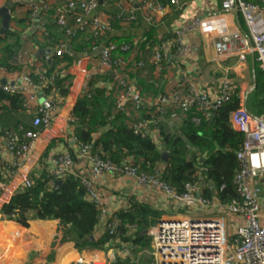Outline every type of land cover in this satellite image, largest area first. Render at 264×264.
Masks as SVG:
<instances>
[{"label":"built area","instance_id":"obj_1","mask_svg":"<svg viewBox=\"0 0 264 264\" xmlns=\"http://www.w3.org/2000/svg\"><path fill=\"white\" fill-rule=\"evenodd\" d=\"M54 1L42 0L25 3L19 0L14 9H9V14L10 17L12 14L16 16L18 11L23 10L24 12L30 11L32 19L38 18V15L49 9ZM64 1L67 4L56 9V23L66 28L67 36L73 38L88 30L98 38L108 30V23L97 12L100 5L98 0ZM139 1L142 10L162 13L158 5L155 7L148 0ZM171 3L175 4L176 1L171 0ZM233 10L241 14L247 34L226 33V27L219 19ZM68 14L74 16V22L70 27H66ZM14 16L11 19L15 18ZM209 21H211L209 25H212V28L219 33V41L214 44V49L220 58H234L238 63H243L246 56L253 55L259 69L264 73V9L260 4L244 0H220V12ZM206 25L208 22L194 19L174 33V46L178 58L187 50L182 37L203 29ZM1 46L0 43V49ZM67 49L64 45H59L52 50L51 55L45 56L44 59L51 61L53 55L61 57ZM131 51L130 44L108 43L102 46L95 63L96 71L101 73L120 71L124 63L119 54ZM16 54H18L17 61L21 63L22 53ZM160 61L161 55L156 53L154 63L159 72L162 70ZM26 66L23 64L22 68ZM36 72L38 82L34 83L28 70L14 73L10 69L0 68V91L9 95H19L22 98V112L33 116L32 127L38 129L37 132H23L21 138L13 131L5 134L6 150L15 163L9 176L18 179L19 188L22 189L31 187L29 175L33 170V165L29 156L38 137L37 133L49 129L56 110L54 103H49L48 110L43 109L41 104L36 106L38 95H43L41 91L47 88L52 80V76L50 79L46 77V68L41 65L36 66ZM92 75H88V81ZM114 80L121 91L116 96L113 112L126 113L122 104L126 99L130 101L132 110L140 109L143 101L138 94L133 93L132 86L125 78L119 74ZM231 93L227 81L222 82L219 96L214 100L197 91L194 86L187 85L185 92L171 88L163 95L157 96L150 107L153 108L152 114L158 115L160 121L170 128L178 119L177 110L186 113L191 109H196L198 113L207 115L209 110L219 108L228 102ZM232 120L237 132L243 136L241 148L235 153L239 167L233 176V185L240 199L238 201L230 200L222 204L217 199H207L201 196L197 186L192 184L185 185L183 192L177 194L162 182L160 171L152 176L140 174L127 160L121 166H117L91 154L90 147L82 144L77 145L74 158L70 153L52 157L47 174L56 181L67 176L77 179L88 201L97 210L98 224L101 225L102 231L98 228L96 230L102 233L107 232L109 235L114 233L118 223L115 214L109 212L108 206L97 189V182L105 175H117L134 181L143 191L160 192L188 210L198 208L208 211L205 216L199 218L181 216L161 220L149 229L151 264H264V226L259 222L261 208L259 200L262 195L260 178L264 175V119L252 117L238 108L232 113ZM193 122L198 123V119L194 118ZM149 124L148 121L140 120L130 122L129 126L135 133H142ZM19 130L21 131L22 127ZM77 160L89 163L88 176L79 174ZM18 190L13 183L0 185V207L9 204L11 199L19 193ZM224 217L231 222L229 226L225 223ZM102 233L96 237H100ZM121 247H123L120 249L121 253L128 255V251L124 249L126 246ZM109 262L96 259L85 261L79 258L75 264H109Z\"/></svg>","mask_w":264,"mask_h":264},{"label":"crops","instance_id":"obj_2","mask_svg":"<svg viewBox=\"0 0 264 264\" xmlns=\"http://www.w3.org/2000/svg\"><path fill=\"white\" fill-rule=\"evenodd\" d=\"M10 1L0 0V8L11 9L15 0H12V4ZM148 1L155 7L158 5L162 13L142 10L139 0L99 1L101 4L97 12L108 23V30L97 38L98 45L93 47L91 53H81L80 59L75 57L76 60L66 71L70 79L64 82L68 91L65 97L59 96L57 91H52L48 96L41 95V99L47 103H54L56 110L49 129L37 133L38 137L29 156L33 165L31 174L35 177L48 173L52 157L67 153H73L75 157L77 128L73 123L72 111L79 98L87 92L85 87L89 74H93L90 80L98 88L105 90L106 95L111 96L112 99L116 98L121 91L115 83V76L122 75L132 86L133 93L141 97L146 107L152 106L161 93L171 88L185 92L187 85L194 86L197 91L214 100L219 96L222 82L227 81L231 91L235 92L239 100L238 108L252 117L264 119V73L259 69L254 56L248 55L243 63H238L234 58H220L215 52L214 44L219 41V33L212 28V25H209L211 23L209 20L220 12V0H175V4H172L171 0ZM244 1L260 4L264 9V0ZM25 14L21 10L16 13V16L12 14L11 17L24 18ZM222 17L219 20L224 23L226 33L247 34L244 20L238 11L233 10ZM194 19L208 22V25L182 37L187 50L178 58L174 46V33ZM38 21L37 17L33 18L31 24L26 26H17L15 22L10 21V28L20 33L21 44L18 51L23 56L21 63L18 62V66L11 69L14 73L28 70L30 74H36L37 65L46 68L45 63L51 62L45 61L47 54L44 52L53 49L40 48L44 37L41 36L42 28ZM108 43L130 44L132 51L119 54L124 63L120 71L101 73L96 71L95 63L99 49ZM156 53L161 55L162 70L160 72L154 63ZM23 64L27 66L22 68ZM39 101L38 96L36 106L40 105ZM122 104L127 114H132L133 118L139 116L133 113L128 99L123 100ZM232 113L229 115L227 124L232 131L237 132ZM32 117L31 114L21 111L7 121L19 120L30 124ZM126 124L130 125L129 120ZM163 124L165 125L164 122ZM181 124L182 121L178 116L173 126L167 128L165 125V129L172 131L181 127ZM145 134L150 135L160 145L157 131L152 128L146 129ZM0 143V185L13 183L20 192L22 188H19V180L9 176L15 163L6 150L2 136H0ZM77 170L80 175L88 176L89 163L77 160ZM199 184L202 185L201 189L206 186L203 182ZM260 185L262 195L259 200L261 206L259 222L264 226V175L260 178ZM207 186L213 188L212 184ZM97 189L111 214L128 211L135 205H145L155 211L158 214L155 218L156 222L149 229L161 220L181 216L199 218L208 213L207 210L198 208L188 210L160 192L143 191L134 181L117 175L102 176L97 182ZM198 193L200 194L199 188ZM215 194V192L211 193L209 199H217ZM2 209L3 207H0V264H75L79 258L85 261L94 259L112 261L116 254L133 258L128 247H124L128 251L126 255L121 253L120 249L123 247L118 248L115 253L108 246L102 250H95L84 248L76 242H62V232H57L56 220H30L27 227H22L7 218ZM213 216L217 215L213 214ZM223 219L229 226L231 223L229 219L227 217ZM100 226L98 230L102 231ZM98 230L95 231L94 238L102 233ZM148 231H146L147 236ZM12 242L13 244L10 245L9 243Z\"/></svg>","mask_w":264,"mask_h":264},{"label":"trees","instance_id":"obj_3","mask_svg":"<svg viewBox=\"0 0 264 264\" xmlns=\"http://www.w3.org/2000/svg\"><path fill=\"white\" fill-rule=\"evenodd\" d=\"M25 3L42 0H21ZM77 2L81 0H75ZM100 1V0H98ZM17 3L11 5L14 7ZM67 4L55 1L50 8L38 15L43 36L40 48L55 49L64 45L70 51L81 54L91 53L98 45L97 37L86 30L76 37H69L64 27L56 23V9ZM24 18H12L17 26L31 24L30 11ZM67 25L74 22V16H66ZM25 23V24H24ZM20 33L10 28L0 34V68L15 69L10 64L12 57L20 47ZM76 60L69 51L61 57L53 55L50 64H46V77L51 78L47 88L41 93L45 96L57 91L59 96L68 93L64 82L70 79L66 71ZM34 83L38 82L36 74H30ZM83 94L73 107L72 118L76 125L75 142L90 147V153L102 160L121 166L127 160L138 173L152 176L161 172L162 182L175 193L183 192L185 185L206 184L200 189V195L211 198L215 192L217 200L224 204L230 200H240L233 185V176L238 170L235 153L241 148L243 136L228 127L229 115L238 109L239 100L232 91L229 101L221 107L209 110L202 115L191 109L186 113L176 111L182 121L181 127L167 131L158 115L152 114V107L143 105L138 110L137 118L125 112L114 113L116 98L108 97L105 90L98 88L93 81H88ZM165 92L161 93L163 95ZM111 94V93H110ZM159 96V95H158ZM22 98L0 91V136L5 138L7 132H16L21 138L25 131L37 132L31 123L14 120L11 116L22 111ZM197 118L198 123L193 122ZM148 121L147 130L157 131L160 145L150 135L135 133L126 121ZM22 127L20 131L19 128ZM102 130V131H101ZM1 148V143H0ZM71 154V153H70ZM165 154L167 162L161 156ZM74 158V154H71ZM30 188H23L3 206V214L22 227H27L30 220H56L57 232H62V242H76L84 248L102 250L110 247L116 253L118 248L126 246L133 258L116 254L109 264H151L150 237L144 232L156 222L157 213L145 205H135L128 211L115 214L117 228L112 235L104 232L98 238L93 235L98 228V213L95 206L86 197L79 181L72 176L56 180L46 173L39 177L29 175ZM212 184L213 188L207 186ZM136 261V262H135Z\"/></svg>","mask_w":264,"mask_h":264},{"label":"water","instance_id":"obj_4","mask_svg":"<svg viewBox=\"0 0 264 264\" xmlns=\"http://www.w3.org/2000/svg\"><path fill=\"white\" fill-rule=\"evenodd\" d=\"M19 0H15V2H17ZM10 4H12V0L10 1ZM101 4V3H100ZM10 21H11V17H10V14H9V9L7 7H2L0 8V23H1V26H0V34H3L7 31L10 30ZM67 51H69V53L72 54V56L74 57H77V58H81L82 55L80 54H75L73 53L72 51H70L69 49H67ZM44 53H46L47 55H51L53 53L52 50L50 51H45ZM17 57H18V54H15L12 59L10 60V64L14 67H17L18 66V61H17ZM1 83H4V81H1ZM39 98H40V104L42 105V108L45 109V110H48L50 108V105L49 103H47L45 100L41 99V95H38ZM161 159H162V162L163 163H166L167 162V157L165 154H162L161 156ZM59 181H56L55 183V187L58 185ZM202 185L199 184L198 188L201 189ZM144 234H147V232H144Z\"/></svg>","mask_w":264,"mask_h":264},{"label":"rangeland","instance_id":"obj_5","mask_svg":"<svg viewBox=\"0 0 264 264\" xmlns=\"http://www.w3.org/2000/svg\"><path fill=\"white\" fill-rule=\"evenodd\" d=\"M9 244L11 245V244H13V242H12V243H9ZM7 248H8V247H7ZM16 248H17V247H16ZM11 250H12V249H11ZM15 250H16V249H15Z\"/></svg>","mask_w":264,"mask_h":264}]
</instances>
